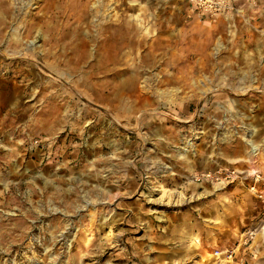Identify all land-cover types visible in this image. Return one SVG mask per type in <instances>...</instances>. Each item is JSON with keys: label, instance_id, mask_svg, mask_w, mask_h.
Listing matches in <instances>:
<instances>
[{"label": "rangeland", "instance_id": "obj_1", "mask_svg": "<svg viewBox=\"0 0 264 264\" xmlns=\"http://www.w3.org/2000/svg\"><path fill=\"white\" fill-rule=\"evenodd\" d=\"M260 1L0 0V264H264Z\"/></svg>", "mask_w": 264, "mask_h": 264}, {"label": "built area", "instance_id": "obj_2", "mask_svg": "<svg viewBox=\"0 0 264 264\" xmlns=\"http://www.w3.org/2000/svg\"><path fill=\"white\" fill-rule=\"evenodd\" d=\"M190 6H192L199 13L214 17L231 15L237 11V8L241 4L254 1V0H185ZM255 151V149H254ZM257 154V152H253ZM196 181H212V182H247L249 193L262 205L264 208V177L259 172H242L236 168H224L221 167L215 172H207L199 174L194 178ZM255 233L250 232L244 238V245H248L254 238ZM235 250L228 252V257L232 258ZM218 255V254H217Z\"/></svg>", "mask_w": 264, "mask_h": 264}, {"label": "crops", "instance_id": "obj_3", "mask_svg": "<svg viewBox=\"0 0 264 264\" xmlns=\"http://www.w3.org/2000/svg\"><path fill=\"white\" fill-rule=\"evenodd\" d=\"M261 2H264V0L263 1H260L259 3H260V7H262L261 8V12L259 11V13L257 14L258 15V17L260 16H262V15H264V3H261ZM221 166H219V167H216V168H214V169H212V170H208V171H210V172H215V171H217L219 168H220ZM242 172H250V173H254V172H259V173H261L262 175H263V177H264V166H263V168H254V169H244V170H242ZM248 185H249V183H248ZM262 186H264V184H262ZM250 197L252 196L251 194L249 195ZM252 198L254 199V200H256L253 196H252ZM257 201V200H256ZM257 203L261 206V208H262V211H264V208L262 207V205L260 204V202H258L257 201ZM222 217L220 216V214L219 213H217V212H212V214H211V222H210V225H211V227H212V229H213V231H212V233L214 234V235H218V233H219V227H217V226H219V224H222L221 222H222ZM260 223H262V227L264 226V220L263 221H261ZM257 227H259V224L257 225ZM219 229V230H218ZM221 233V232H220ZM196 242H197V240H196ZM255 255L253 256V258L255 259V260H258V259H261V260H264V242L263 243H260L258 246H257V248L255 249ZM252 258V259H253ZM253 259V260H254ZM254 260V261H255Z\"/></svg>", "mask_w": 264, "mask_h": 264}, {"label": "bare ground", "instance_id": "obj_4", "mask_svg": "<svg viewBox=\"0 0 264 264\" xmlns=\"http://www.w3.org/2000/svg\"><path fill=\"white\" fill-rule=\"evenodd\" d=\"M250 142V141H249ZM253 152H255L254 150H253Z\"/></svg>", "mask_w": 264, "mask_h": 264}]
</instances>
